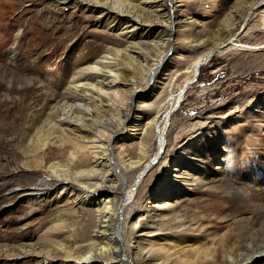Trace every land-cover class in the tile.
<instances>
[{"label": "rangeland", "instance_id": "374dc122", "mask_svg": "<svg viewBox=\"0 0 264 264\" xmlns=\"http://www.w3.org/2000/svg\"><path fill=\"white\" fill-rule=\"evenodd\" d=\"M5 1L8 4L0 7V264H35L29 256L9 258L3 250L14 244L36 242L47 231L57 210L63 207L62 204L58 208L54 198L61 187L53 186L48 195L10 189L11 185L30 180V170L21 163L20 144L26 134H37L46 125L50 105L59 98L74 69L90 61V56L113 49L124 37L119 34V23L110 18L100 19L97 12L75 10L71 5L62 9L63 22L55 20L60 27L57 30L44 22L50 15L54 19L50 8L48 15L33 17L30 34L21 35L18 30L24 19H31L38 8L49 5L42 0ZM215 2L226 8L235 0H180L184 12L175 24V33L161 25L149 30L141 25L133 28L127 38L141 41L139 47L147 50H150L149 42L160 37L169 38L176 46L175 51L168 53L166 66L153 77L151 93L148 96L142 93L138 98L144 105L137 107V111H143L140 117L143 122L150 117L147 112L164 109L169 89L173 92L179 89L190 70L187 66L211 44L216 30L222 29L221 43L214 46L198 72L181 85L183 90L172 107L174 115L168 119L170 139L166 151L153 166L159 174L155 173L150 180L152 185L160 171L168 169L167 175L173 179L178 193L174 210L186 224H193L182 232L198 236L193 239L194 244L209 243L206 232L227 234L233 240L242 226L257 236L259 227L264 225L263 9L250 11L246 24L236 23L231 27L236 37H229L222 22L224 14ZM23 7L29 8L27 15ZM150 14L145 17L158 19ZM189 31L206 41L191 42L184 37ZM156 100H161L159 105L164 106H157ZM123 128L118 131L121 135L140 132L139 127ZM199 136L202 139L201 148L196 147L198 156L192 149H183V143ZM125 141L128 150L134 153L130 142L136 143L138 137ZM155 147L156 142L152 149ZM170 157H179L186 168L181 177L174 176ZM219 165L222 167L217 168ZM240 185L246 187L248 194ZM143 220L140 217L137 225ZM167 232L157 231L150 236L162 238Z\"/></svg>", "mask_w": 264, "mask_h": 264}, {"label": "bare ground", "instance_id": "6f19581e", "mask_svg": "<svg viewBox=\"0 0 264 264\" xmlns=\"http://www.w3.org/2000/svg\"><path fill=\"white\" fill-rule=\"evenodd\" d=\"M166 1L168 4L165 0L136 3L131 0H42L49 6L38 8L31 19L23 18L24 24L18 31L28 35L35 22L33 17L48 15L47 10L51 8L54 19L50 15L44 22L50 28L55 26V31L60 28L55 20L63 22L62 9L71 5L75 10L97 12L100 19L110 18L119 23V34L124 38L113 49L90 56V61L74 69L59 98L50 105L46 125L43 123L45 126L37 134H26L20 144L21 163L30 170V180L24 184L13 183L10 189L48 195L53 186L59 185L61 189L54 198L58 208L62 204L63 207L57 210L54 221L36 242L6 246L3 251L7 257L29 256L35 264H264V225L259 227L257 236L242 226L233 240L227 234L206 232L210 242L194 244L193 239L198 236L182 232L193 224H186L174 210L178 193L173 179L167 175L168 169L163 168L150 185L156 173L154 163L166 151L170 139L168 119L183 90V81L199 70L214 46L222 41V29H215L211 44L187 66L190 70L179 89L167 92L165 106L159 105L161 100L154 102L164 109L147 112L150 117L142 122L143 111H137V107L143 104L138 98L142 93H151L153 77L166 66L168 53L175 51L176 46L169 38H150V50H147L139 47L141 41L127 38L133 28L141 25L148 30L161 25L175 33V24L184 11L180 0ZM7 4L0 0V7ZM214 5L224 14L222 22L229 37H236L231 27L236 23L246 24V15L256 8L263 9L264 26V0H235L226 8L216 2ZM23 9L27 15L29 8ZM149 14L158 19L145 17ZM191 33L184 37L197 44L206 41ZM10 53L13 56L14 49ZM122 127H139L140 132L133 136L121 135L118 131ZM136 136L138 141L130 142L135 149L131 153L125 140ZM201 139L202 136L187 140L182 147L192 149L198 156L196 147L201 148ZM155 142L156 147L152 149ZM169 161L174 164V176L186 173L179 157H170ZM241 188L248 194L245 186ZM140 217L144 220L137 225ZM165 230L168 232L164 237L158 235L162 238L150 236Z\"/></svg>", "mask_w": 264, "mask_h": 264}, {"label": "water", "instance_id": "95a60500", "mask_svg": "<svg viewBox=\"0 0 264 264\" xmlns=\"http://www.w3.org/2000/svg\"><path fill=\"white\" fill-rule=\"evenodd\" d=\"M198 72V70L196 71V73Z\"/></svg>", "mask_w": 264, "mask_h": 264}]
</instances>
